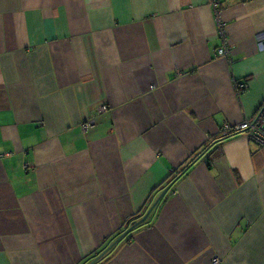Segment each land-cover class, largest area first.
Listing matches in <instances>:
<instances>
[{"label":"crops","instance_id":"crops-1","mask_svg":"<svg viewBox=\"0 0 264 264\" xmlns=\"http://www.w3.org/2000/svg\"><path fill=\"white\" fill-rule=\"evenodd\" d=\"M219 13L0 0V264H264V144L224 134L264 101V0Z\"/></svg>","mask_w":264,"mask_h":264},{"label":"built area","instance_id":"built-area-1","mask_svg":"<svg viewBox=\"0 0 264 264\" xmlns=\"http://www.w3.org/2000/svg\"><path fill=\"white\" fill-rule=\"evenodd\" d=\"M211 7L214 11L215 22L217 26L222 25V21L220 18V0H210ZM257 43L260 48H264V33H260L256 37ZM230 54L229 48L226 43H223L216 50V56L218 58H228ZM237 87L239 91L243 90L247 87L246 83H237ZM104 109L105 107H101ZM258 113L254 118L246 119L238 125L230 126L225 125L224 134H232L233 132H244L248 135V137L259 144H264V101L260 105L258 109ZM93 121L89 120L85 122L82 126L86 130L92 125ZM218 258L214 259V262H217Z\"/></svg>","mask_w":264,"mask_h":264},{"label":"water","instance_id":"water-1","mask_svg":"<svg viewBox=\"0 0 264 264\" xmlns=\"http://www.w3.org/2000/svg\"><path fill=\"white\" fill-rule=\"evenodd\" d=\"M167 189H165L164 191H163V193L166 191ZM163 193H161V195L159 196V198L163 195ZM158 202V199H157V201H155L153 204H152V206L149 208V210L145 213V215L142 217V218H140V220H138V221H136L135 223H133V222H130V224H131V226H129L128 227V229H126V232H128V231H130L133 227H134V225H137V224H141L145 219H146V217L148 216V214L151 212V210H152V208L156 205V203ZM125 232V233H126ZM124 235V234H123ZM110 246L111 245H109L108 247H106L101 253H99L97 256H95L89 263H87V264H92L93 262H95L99 257H101L103 254H105L107 251H108V249L110 248Z\"/></svg>","mask_w":264,"mask_h":264},{"label":"flooded vegetation","instance_id":"flooded-vegetation-1","mask_svg":"<svg viewBox=\"0 0 264 264\" xmlns=\"http://www.w3.org/2000/svg\"><path fill=\"white\" fill-rule=\"evenodd\" d=\"M122 232H123V231H122ZM122 232H121V233H122Z\"/></svg>","mask_w":264,"mask_h":264},{"label":"trees","instance_id":"trees-1","mask_svg":"<svg viewBox=\"0 0 264 264\" xmlns=\"http://www.w3.org/2000/svg\"><path fill=\"white\" fill-rule=\"evenodd\" d=\"M168 184V183H167ZM165 187V186H164Z\"/></svg>","mask_w":264,"mask_h":264}]
</instances>
